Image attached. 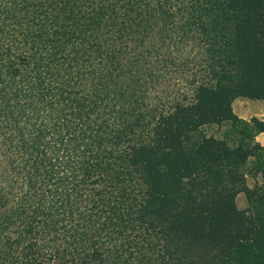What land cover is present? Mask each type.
Wrapping results in <instances>:
<instances>
[{
    "label": "trees",
    "instance_id": "trees-1",
    "mask_svg": "<svg viewBox=\"0 0 264 264\" xmlns=\"http://www.w3.org/2000/svg\"><path fill=\"white\" fill-rule=\"evenodd\" d=\"M240 97L264 0H0V264H264V148L193 137Z\"/></svg>",
    "mask_w": 264,
    "mask_h": 264
},
{
    "label": "rangeland",
    "instance_id": "rangeland-1",
    "mask_svg": "<svg viewBox=\"0 0 264 264\" xmlns=\"http://www.w3.org/2000/svg\"><path fill=\"white\" fill-rule=\"evenodd\" d=\"M193 46H195L194 48H191V44H189L187 46V48L184 50V54L183 57L186 55V57L188 58V60H191V62L196 65H200L203 61L202 60V56H201V51L198 50L196 48V45L194 44ZM205 74L203 73V71L199 73L194 74V77H192L190 74L188 75V77L186 78V80H180L177 81L176 79L172 80V86L169 87L168 90H166L165 88H163V86H161L162 84L164 85H168L169 82L171 81H165L162 82L160 85H156L155 87V83L152 85V88L155 89V92H158L157 94L152 93V97L154 98L159 97L161 95H164V92H168L171 91L176 95V100L183 98L182 96H188V97H192L194 89L196 87V82L192 81L195 79V81H199V79H201L202 77H204ZM205 78V77H204ZM153 103H155V100H152ZM224 125V124H223ZM221 125V126H223ZM228 125H230V127H232L231 123H228ZM236 127L237 130H241L243 135L239 134L236 130L232 131L230 130L229 132H220L217 130L216 125H210V126H204L201 128L200 131H198L199 133L194 134L193 137H201V136H205V137H209V136H213L215 139L218 140H224L226 141L231 147H235L237 145H243V146H252V141H251V137L253 136V134L256 132V128L254 127V125L252 123H237L235 125H233ZM221 127H219L220 129ZM222 131V130H221ZM220 132V133H219ZM229 134V136H228ZM262 155L260 160L261 162H264V153L263 154H259ZM255 159H250L248 161L247 164V169L248 167L250 168L255 162ZM264 180V176L263 174H256L254 171H250L249 173H246L245 177H244V183L246 185V187L250 190H253L256 187H259L262 185ZM235 205L236 208L240 211H247L249 204L247 201V197L245 193H238L235 197ZM258 264V263H257Z\"/></svg>",
    "mask_w": 264,
    "mask_h": 264
},
{
    "label": "crops",
    "instance_id": "crops-1",
    "mask_svg": "<svg viewBox=\"0 0 264 264\" xmlns=\"http://www.w3.org/2000/svg\"><path fill=\"white\" fill-rule=\"evenodd\" d=\"M231 108L232 113L242 123H249L252 119L264 121V100H251L248 98L240 97L236 98L232 102ZM219 127L221 128L219 129ZM219 127L217 128V130L224 133L232 130L228 123H225L223 126ZM252 143H257L264 148V133H254Z\"/></svg>",
    "mask_w": 264,
    "mask_h": 264
}]
</instances>
